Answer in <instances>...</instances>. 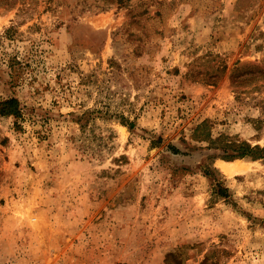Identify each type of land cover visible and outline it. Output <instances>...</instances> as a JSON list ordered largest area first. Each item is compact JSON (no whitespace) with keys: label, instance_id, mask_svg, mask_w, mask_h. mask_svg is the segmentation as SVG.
Returning <instances> with one entry per match:
<instances>
[{"label":"rangeland","instance_id":"rangeland-1","mask_svg":"<svg viewBox=\"0 0 264 264\" xmlns=\"http://www.w3.org/2000/svg\"><path fill=\"white\" fill-rule=\"evenodd\" d=\"M9 99L0 264H264V0H0Z\"/></svg>","mask_w":264,"mask_h":264},{"label":"trees","instance_id":"trees-1","mask_svg":"<svg viewBox=\"0 0 264 264\" xmlns=\"http://www.w3.org/2000/svg\"><path fill=\"white\" fill-rule=\"evenodd\" d=\"M236 78L233 76L232 82L233 84L236 83ZM14 118L16 120V126L19 127L18 120L24 119V108L21 103L17 99H9L0 102V118ZM129 128L132 130L134 129V125L127 124ZM206 128V126H201L197 129V131ZM200 141H207L209 147H213L216 151H220L222 154L219 156L224 161L233 162L235 160H249V161H264V147L260 146H252L247 142H230L225 143L222 138L217 140H213L211 138V134H206L205 138ZM170 151L178 155L179 150L176 148H169ZM205 174L210 175V170L205 168ZM219 188V195L221 197L227 198V189L218 186Z\"/></svg>","mask_w":264,"mask_h":264},{"label":"bare ground","instance_id":"bare-ground-1","mask_svg":"<svg viewBox=\"0 0 264 264\" xmlns=\"http://www.w3.org/2000/svg\"><path fill=\"white\" fill-rule=\"evenodd\" d=\"M222 166H223V169H224L225 172H227V173H233L234 170L232 168L228 167L229 164H224L223 163Z\"/></svg>","mask_w":264,"mask_h":264}]
</instances>
